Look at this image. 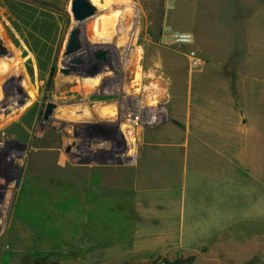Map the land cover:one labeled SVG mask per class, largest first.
<instances>
[{
    "label": "crops",
    "instance_id": "obj_1",
    "mask_svg": "<svg viewBox=\"0 0 264 264\" xmlns=\"http://www.w3.org/2000/svg\"><path fill=\"white\" fill-rule=\"evenodd\" d=\"M91 1L102 9L123 3ZM173 2L178 11L169 10ZM132 5L153 18L148 27L154 32L194 37L192 45L182 46L188 47L184 55L155 62L169 82L162 121L137 132L130 156L104 152L89 156L82 166L51 157L57 168H70L69 183L91 195L101 193L92 215L109 219L104 224L117 226L118 233H99L103 224L86 223L99 230L92 239L67 237L64 249L58 239L46 245L32 237V247L45 248L39 255L66 256V264H173L186 259L249 264L261 250L258 244L234 245V234L224 226L234 221L236 180L253 185L256 195L264 193V0H132ZM192 55L202 63L196 71L190 68ZM212 61L216 70L209 72ZM188 76L202 77L194 97L182 91ZM175 81H180L179 90ZM98 112L102 118L117 115L111 108ZM84 138L124 141L120 130ZM186 216L190 227L178 232L174 226ZM144 221L162 229L146 230Z\"/></svg>",
    "mask_w": 264,
    "mask_h": 264
},
{
    "label": "rangeland",
    "instance_id": "obj_2",
    "mask_svg": "<svg viewBox=\"0 0 264 264\" xmlns=\"http://www.w3.org/2000/svg\"><path fill=\"white\" fill-rule=\"evenodd\" d=\"M71 3L0 0V107H6L5 111L0 108V264H66V256L39 255L45 248L32 247V237L46 245L51 238L58 239L65 249L67 237L92 239L93 232H99L86 223L103 224L99 233H118L117 226L104 224L109 219L92 215L102 201L101 193L91 195L69 183L70 168H57L51 157H65L70 165L82 166L89 156L104 152L133 155L137 132L146 126L131 128L125 114L149 115L158 120L153 126L160 124L169 82L162 79L155 62L184 55L188 49L166 46L164 36L174 32H154L148 27L153 18L132 5V0H123L110 14L78 24L79 51L65 58L76 25ZM174 3L169 10L178 11ZM128 5L133 7L130 12ZM87 25L93 28L88 37L82 29ZM215 68L213 61L207 65L209 72ZM202 77L185 79V95H196ZM175 84L179 90L180 81ZM48 104L56 109L45 121ZM101 108H111L117 115L102 118ZM117 130L124 141L116 144L84 138L90 133L103 138ZM233 189L235 217L224 228L234 234L230 241L234 245L258 244L261 250L249 264H264V193L254 194L253 185L239 180ZM142 227L162 229L145 221ZM174 227L187 231V216L178 218ZM154 264L172 263L158 260Z\"/></svg>",
    "mask_w": 264,
    "mask_h": 264
},
{
    "label": "water",
    "instance_id": "obj_3",
    "mask_svg": "<svg viewBox=\"0 0 264 264\" xmlns=\"http://www.w3.org/2000/svg\"><path fill=\"white\" fill-rule=\"evenodd\" d=\"M113 10V7L104 9L99 8L98 6L94 5L90 0H72L71 3V14L75 24H80L85 20L97 18L105 14H110ZM78 33V26L73 28L72 32L70 33L64 52L65 58L72 56L79 51ZM55 109V105L48 104L44 114L45 121L49 119Z\"/></svg>",
    "mask_w": 264,
    "mask_h": 264
},
{
    "label": "built area",
    "instance_id": "obj_4",
    "mask_svg": "<svg viewBox=\"0 0 264 264\" xmlns=\"http://www.w3.org/2000/svg\"><path fill=\"white\" fill-rule=\"evenodd\" d=\"M194 42V37L192 34L189 33H173L171 35L164 36V44L166 46H189L192 45ZM202 66L200 60L195 58L194 55L190 57V68L192 71L198 70ZM125 117L129 119L131 123V128H140L143 126H150L158 124V120L156 117H152L147 115L146 117L143 114H135L134 112H129V114H125ZM128 154H123V156Z\"/></svg>",
    "mask_w": 264,
    "mask_h": 264
},
{
    "label": "bare ground",
    "instance_id": "obj_5",
    "mask_svg": "<svg viewBox=\"0 0 264 264\" xmlns=\"http://www.w3.org/2000/svg\"><path fill=\"white\" fill-rule=\"evenodd\" d=\"M91 1V0H90ZM92 2V1H91ZM93 3V2H92ZM94 4V3H93ZM95 5V4H94ZM97 6V5H96ZM91 20V19H90ZM90 28H92V27H90V26H85V28H83L82 27V29H83V31H84V33H85V35L88 37V35H89V33L91 32V31H93V28L92 29H90ZM75 72H77V71H75ZM65 77L67 78L68 77V75H67V73H65Z\"/></svg>",
    "mask_w": 264,
    "mask_h": 264
},
{
    "label": "trees",
    "instance_id": "obj_6",
    "mask_svg": "<svg viewBox=\"0 0 264 264\" xmlns=\"http://www.w3.org/2000/svg\"><path fill=\"white\" fill-rule=\"evenodd\" d=\"M193 262L192 259H188V260H180V261H177L173 264H191Z\"/></svg>",
    "mask_w": 264,
    "mask_h": 264
},
{
    "label": "flooded vegetation",
    "instance_id": "obj_7",
    "mask_svg": "<svg viewBox=\"0 0 264 264\" xmlns=\"http://www.w3.org/2000/svg\"><path fill=\"white\" fill-rule=\"evenodd\" d=\"M8 71H9V70H8ZM99 79H100V77L98 76L97 83L99 82ZM15 100H17V99H15ZM18 100H19V99H18ZM18 100H17V101H18ZM21 107H22V106H21ZM0 108H1L2 110L5 111V108H6V107H0ZM19 110H20V109H19ZM131 141H132V138H131ZM36 155H38V154H36ZM30 173L33 174V171L31 172V169H30Z\"/></svg>",
    "mask_w": 264,
    "mask_h": 264
}]
</instances>
